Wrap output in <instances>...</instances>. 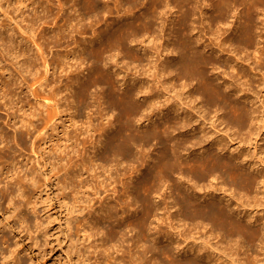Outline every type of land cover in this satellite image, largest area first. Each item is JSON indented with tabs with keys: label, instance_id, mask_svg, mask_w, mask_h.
I'll return each instance as SVG.
<instances>
[{
	"label": "rangeland",
	"instance_id": "obj_1",
	"mask_svg": "<svg viewBox=\"0 0 264 264\" xmlns=\"http://www.w3.org/2000/svg\"><path fill=\"white\" fill-rule=\"evenodd\" d=\"M167 1L28 0L27 6L21 8L19 0H1L5 7L8 5L7 8L12 15L19 11L22 18L29 22L34 19L38 21V25L43 26L40 35L44 49L50 56H54L56 62L64 59L63 55L74 48L79 50L81 61V69L77 73L68 78L63 76L65 80L61 96L67 97V100L62 102L64 113L62 112L63 116L58 119L57 128L49 130L45 144L47 156L64 158L62 162L60 161V167L58 166L54 171L51 170V165L46 167L49 177L60 171L61 179L54 178V181L50 182L49 177L46 178L36 165L35 159L24 154L19 156L21 161L18 164L19 169H23L22 173L33 172L37 180L33 185L34 181L29 179L26 195L16 196L17 202L27 203L30 219V222L27 221L29 230L22 233L24 242L21 243L23 257L28 263L32 261V254L35 255L34 261L41 259L40 264H150L154 261L152 251L145 252L146 245L155 242L152 237L156 235L155 229H148V223L153 218L150 213L152 183H146L141 190H138L137 186L138 182L148 175L149 164L154 163L157 155L161 154L165 161L168 160L165 149L166 147L168 149L170 144L165 146L159 142L162 130L167 128L164 121L167 119L164 116L167 109L158 112L157 106L148 107V101H143L146 93L140 90L142 79H153L150 86L156 93L157 105L168 103L170 95L166 83L168 73L162 74L151 70V56L144 48L146 46L153 50L154 60L162 66V57L168 58L172 40L179 39L177 33L173 31L172 22L178 17L176 11L183 4L186 5L187 1L169 0L170 5ZM198 1L200 8L212 2V0ZM219 1L220 4L222 3V9L224 3L228 5L229 2V0ZM246 3V5L237 4L236 7L242 9L244 7L241 5H245L244 9L251 7L249 9L252 13L248 9L244 13V20L250 19L248 20L250 35L247 36L249 40L247 43L237 42L234 46L237 48L231 47L233 50H228V56L231 55L234 60L239 57L250 74L247 77L236 75L238 70L234 72L228 65L229 69L220 68L227 69L228 73L212 68L207 75L210 80L214 78V82L224 88L229 85H225L224 80L231 81L232 78L233 83L227 88L235 98L232 105L238 108L239 112H242L243 106L250 108L254 114L253 120L246 126L241 124L242 120L237 121L239 119L230 122L225 115L223 103L213 95V91L210 96L204 98L194 91L193 82L195 83L196 80L189 82L186 88H183L181 81H176V89L186 101L181 112L183 115L191 116L195 126L197 125L196 133L199 136L208 133L207 137L205 136L207 138L205 145L201 148L196 146V154L213 145V139L222 143L214 145L217 153L225 154L229 149L232 153L240 154V160L236 161L242 164L245 171L251 173L253 166L260 168V183L254 193H248L239 184H233L231 180L222 183L221 178L215 179L214 185L217 184L219 188L215 190L216 192L218 190V192L230 193L231 197H228L231 201V211H236L238 218L249 221L250 216H254V219L258 217V223L264 225V0H248ZM239 8L238 11L241 10ZM200 12L202 13L199 11L195 15L196 24L199 23L197 30L193 32L190 30L187 33L195 43L199 40L198 45L204 46L205 43L206 46L209 43L217 48L216 43L219 39L228 37L231 28L236 25L237 11L230 12L227 24L222 23L223 28L213 22V17L207 14L200 15ZM20 16L18 19L21 18ZM2 21L8 22L11 18L5 15ZM148 21H152V27L146 29L144 26ZM23 23L28 22L24 20ZM66 23H71L70 28L74 29L72 31L67 29L60 39L61 36H57L56 33L57 26ZM210 48L206 49L212 51L213 49ZM34 49L36 50L35 47ZM101 51H104V55L108 57L102 62L101 67L95 70ZM70 55L73 56L65 60L76 62L77 57L71 52ZM54 70L53 65L51 72ZM50 74L51 78L58 79L60 70ZM89 74H92V82L88 91L81 97L73 95L75 86L83 83ZM25 100L14 108L18 120L26 116L25 112H30V108L40 105L32 96L26 97ZM146 107L148 108L144 111L141 110ZM6 110L3 108L1 113L6 115ZM71 113L77 121L74 126H70L71 121L68 120ZM200 123L205 126L206 133L201 131ZM67 125L70 126L69 129L66 128ZM151 129L160 131L159 135L149 134ZM70 135L72 138L69 140ZM214 135L216 138H213ZM66 144H69L67 148ZM161 145L165 146L164 149L160 148ZM192 149L190 144L187 151ZM160 156H157L158 159ZM158 159L156 161H159ZM190 162L197 163V157ZM63 163L65 169L61 165ZM158 169L162 171L164 167ZM79 170L83 173L82 176L73 179V171ZM67 171L70 172L68 177L65 176ZM14 172L15 169L11 168V171H8L6 167L2 176L7 174L12 176ZM64 183L66 189L63 191L60 187ZM10 187L18 194V185L10 184ZM205 189L202 192L205 193ZM169 193V191L166 193L165 202L161 203V213L167 209L166 200L170 201V204L173 201V197L168 196ZM164 196L158 197L157 200H163ZM29 199L31 203L28 202ZM236 200L240 202L237 203ZM241 201H244L246 206H242ZM15 212L12 204L5 199L0 200V228L2 234H8L5 238L9 239V242L15 239L14 234L19 228ZM172 212L175 216L176 207L172 208ZM155 222L158 223V220ZM162 222L163 230L167 229V223ZM40 223L42 225H38ZM170 231V234H173L164 235L166 238L162 237V240L169 245L171 239H174L172 241L175 244L171 242L168 255L164 254L172 262L193 252L188 253L185 250L186 243H190V246L195 244L194 241L198 242L205 236L204 229L194 228L193 225H190V229L181 227L180 231L177 228H171ZM188 232L190 237L184 242L183 238ZM212 237L214 245L219 247V250L215 251L217 258L215 264H232L230 259H236L237 256L241 257V263L244 264H264V241L258 242L260 246L257 245L256 252L259 261L254 262L247 256V253L249 254L247 246L251 244L247 239H244L247 243L242 244L243 248L240 249L237 247L238 243L234 242L235 245L233 241H228L226 234L217 231ZM122 238H125L124 245H120ZM176 240L185 243L181 242L182 249ZM184 246L186 247L183 249ZM43 248L46 256L42 252ZM180 251L184 254L182 255Z\"/></svg>",
	"mask_w": 264,
	"mask_h": 264
},
{
	"label": "bare ground",
	"instance_id": "obj_2",
	"mask_svg": "<svg viewBox=\"0 0 264 264\" xmlns=\"http://www.w3.org/2000/svg\"><path fill=\"white\" fill-rule=\"evenodd\" d=\"M19 1L21 8H24V5L27 6L26 2L28 0ZM186 1V5L183 4L181 8L176 11L178 17L172 22L174 23L173 31L177 33L179 39L172 40L167 55L168 58L166 57L167 59H165L162 57V66L154 60L153 50L146 46L144 47L151 56V70H155V72L162 74L164 72L168 73L166 83L168 84L167 88L170 93L168 96V103L157 105V98H155L156 93L150 86L153 79H142V81L140 79L142 85L140 92L146 93V98L143 101H148V107L150 106L152 108L153 106H157L158 112L167 109V111L164 112V116L167 119L163 117L167 124V128L162 130L161 141L159 142H161L160 144H165V146L170 144L169 148L167 149L166 147L167 150L165 149V155L168 160L165 161L164 158L160 156L161 154L157 155L160 156L159 159L156 156L159 161H156L157 159L154 158L156 159L154 163L152 162L153 164H149L148 175L139 181L137 186V189L141 190L146 183H152L150 192L153 200L150 194L149 198L151 199L150 213L153 218L148 223V229H155L154 234L156 235L152 237V240L155 242L147 244L145 252L152 251V256L155 258L150 264H215L217 261L215 251L219 250V247L214 245L212 236L218 231L222 234H226L228 241L238 243V248H243L242 244L247 243L244 239H247L248 243L251 242L250 245L252 247L248 245V248L247 246L249 251L247 256L255 262L258 260L256 252L258 246H260L258 242L262 243L264 241V225L258 223V217L254 219V216H250L249 221L238 218L239 216H237L236 211H231L230 193L226 191L218 192V190L216 192L215 190L219 188L217 184L214 185V182L215 179L219 178H221L222 183H228L229 180H231L234 182L233 184H239L248 193H254L256 192V187L260 183L259 171L261 170L259 167L253 166L251 173L249 170V172L245 171L244 167L241 166L242 164L236 161L241 155L232 153L229 149H227L228 153H217L214 145L222 143L213 139V145H209V148L207 147V149L202 151L198 150L201 151V153L196 154V146H200L199 148H201L205 145L208 133L205 132L206 128L201 123L200 129L206 134L199 136V134L196 133L197 125L195 126V122H193L191 116L189 114L183 115L181 112V109L186 105V101L184 100L185 97L181 96L178 89H176V81H181L183 88H186L189 82L196 80L195 83L193 82L194 91L200 93L202 98L210 96L213 91V95L217 96L223 103L222 106L225 115L230 122H232L231 120L239 119L237 121L242 120L241 124L246 126L253 120L254 114L250 108L243 106L244 109H242V112H239L238 108L232 105L235 98L231 90L227 89L230 87L231 83H233L232 78L231 81L224 80L225 85L229 84L224 88L222 85L216 84L214 78L210 80V77L207 75L208 71L212 68L213 70L221 71L222 69L220 68L228 67L229 69V66L234 72L238 70L236 75L239 74L243 77H247L250 74L244 65L245 63L241 61L239 57L236 58L237 60H234L232 59L233 57H230L231 55L228 56V50H233L231 47L236 46L237 42H248L249 39L247 36L250 35V21L248 22V20L250 19L245 18L247 20H244V13L246 9L251 12L249 9L251 7L244 8L246 4H251L246 3L248 0H229L228 5L224 3L225 6L223 5L222 9V3L220 4L219 0H212V2L207 5L209 7L206 6V8L204 6L200 8L201 5L198 0ZM167 4L170 5L169 0ZM237 4L245 5H241L244 8L242 9L240 7V10L239 6L236 7ZM7 6L5 7L0 0V200L5 199L13 205L16 211L15 216L18 219L19 228L14 234L15 239H13L12 242H9V239L5 238L8 234H2V229L0 228V264H38L37 262L40 264L41 259L37 262L34 261V254H32V261L28 263L24 259L23 250L21 249V243L24 242L22 233L29 230L27 221L30 222V219L28 216V208L26 207L27 203L17 202L16 196L21 195L24 197L26 195V187L29 186V179L32 182L34 181L33 185L37 180H35L36 177L31 171L22 173L23 169H19L20 166L18 167V164L21 163L19 156L24 154L35 159L36 165L46 175V178L49 177L46 167L51 165V170L54 171L64 160L63 157L47 156L48 152L45 144L47 143L46 140L49 135V130L56 129L58 119L63 116L62 102L67 100L66 95L61 96L62 86L65 80L63 76L68 78L75 72L77 73V71L81 69V61L79 60L80 54L78 55L79 50L74 48V50L70 52L77 57L76 62L72 63V60H65L67 57L73 56L70 55V52L63 55L64 59L62 58L56 62L54 56H50L44 49L43 41L41 40L42 37L40 35L43 26L41 27L40 24L38 25V21H34V19L31 20L30 18L31 21L29 22V20L24 19V17L22 18V16L19 15V11L12 15ZM254 6L253 4V7ZM62 8L63 7H61V9ZM238 8L240 11H238ZM234 9L237 11L236 13L234 12L235 16H237L235 20L236 25H233L234 27L231 28L232 30L228 37L219 39V42L217 41V48H215L216 46L212 47L209 43L208 45L210 46H205V43L204 46L202 44L198 45L199 40L195 43L187 33L190 30L191 32L197 30L196 28L199 26V23L196 24L195 15L199 11H202L200 15L204 14L203 16H205L207 14V16L213 17V22H216L219 24L218 26L223 28L222 23L225 24L229 20L230 12L232 13V11H235ZM248 10L246 12H248ZM5 15H8L11 21L3 22L2 17ZM19 16L21 17L19 19L22 21L18 19ZM250 16H252V14H250ZM25 17L27 16L25 15ZM24 20L28 23H23ZM35 22H37V24ZM70 24L71 23H66L57 26L58 31L56 33L57 36H61L60 39L63 38L67 29H69V31L74 29L70 28ZM181 26H183L184 33ZM74 27L77 26L74 25ZM144 27H146V29L151 28L152 21H148ZM219 30L221 31L220 28ZM207 47H211L210 49L213 50L206 49ZM234 48L236 49L237 47ZM106 57H108V55H104V51H101L95 70L101 67ZM240 64H242V66ZM53 65L55 70H60L58 79H53L51 78L52 76L50 77V73L55 71L51 72ZM75 65L76 68H74ZM251 67L253 70L252 65ZM222 71L226 72L227 69ZM56 72L58 73V71ZM234 74H232L233 79L235 78ZM91 79L92 74H89L88 78L83 83L76 85L73 95L83 96L85 92L88 91V87H90L92 82ZM28 96H32L34 101L40 104V107L35 106L30 108L31 111H28V113L25 112L27 115L18 120L14 108L21 102L26 101L25 99L26 97L28 98ZM148 107L142 108L141 110L144 111ZM3 108L7 109L6 115L1 113ZM68 120L71 121V125L69 124L70 126H74L77 123L72 113ZM69 125L66 126L67 129L70 128ZM158 133H160V131L157 129L149 130V134L159 135ZM71 138L72 135L69 136V140ZM213 138H216V135H214ZM190 144L193 149L187 151ZM68 146L69 144H66V148ZM162 147L161 145L160 148L162 149ZM194 157H197V163L190 162ZM61 165H63V169H65V164L63 163ZM162 166L164 170L159 171L158 168ZM6 167H8V171H11V168L15 169L12 176L9 174L4 177L2 176L4 174V168ZM59 173L60 171L50 176V182L54 181V178L60 180L61 176ZM69 174L70 172L67 171L65 176L68 177ZM82 174L80 170L78 172L73 171L72 178H78L82 176ZM191 181L194 182L192 183ZM10 184L18 185V194L10 189ZM60 188L64 191L66 189L65 183L62 184ZM202 188H206L205 193L202 192ZM168 191L170 192L168 196L173 197V201L171 202L172 205L170 201L166 200L167 205L165 206H167V209L165 212L163 211L164 213H161V203L162 201L165 202V199H167L166 193ZM214 192L216 193L214 194ZM162 195H165L163 200H157V198ZM236 201L237 203L240 202L239 200ZM28 202L31 203V200L29 199ZM241 204L242 206H246L244 201H241ZM173 207L177 209L176 218L172 212ZM163 214L166 215L163 216ZM156 220H158V223L155 222ZM161 220L167 223L165 224L169 228H167L168 230H163L164 225H162L163 222ZM146 222L147 220H145V223ZM38 225H42V223ZM190 225H193L194 228L204 229L205 236L198 242L194 241L195 244H191L190 246V243H186L187 247L184 246L183 249L186 247L185 250L188 251V253L193 252L186 256H182L183 258L180 256V260L172 262L167 258V252L171 249L169 247L172 246H170V244L174 242L172 241L174 239H171L168 245L162 240V237L168 234L172 235L173 233L170 234V232H172L170 231L171 228H177L180 231L181 227L190 229ZM205 229H207V231ZM121 230L120 227V232ZM191 231L192 230H190V232ZM190 232L186 233V236L183 238L184 242L190 237ZM121 241L120 245H124L125 238H122ZM176 241L179 242V240ZM181 242L183 241L178 243L180 247ZM184 242L183 244H185ZM255 245L258 246L254 247ZM22 248L24 247L22 246ZM42 252L44 256H46L44 248ZM39 253H41L40 250ZM165 253L167 255L164 256ZM230 260L232 264H244L243 262L241 263V257L239 256H237L236 259ZM84 262L85 260L83 263Z\"/></svg>",
	"mask_w": 264,
	"mask_h": 264
}]
</instances>
